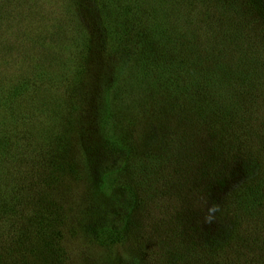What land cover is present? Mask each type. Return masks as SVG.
I'll use <instances>...</instances> for the list:
<instances>
[{
	"label": "rangeland",
	"instance_id": "obj_1",
	"mask_svg": "<svg viewBox=\"0 0 264 264\" xmlns=\"http://www.w3.org/2000/svg\"><path fill=\"white\" fill-rule=\"evenodd\" d=\"M258 16L250 0H0V264H167L158 232L264 230V201L231 188L248 155L264 164ZM210 161L233 180L202 177ZM236 249L231 264L264 258Z\"/></svg>",
	"mask_w": 264,
	"mask_h": 264
},
{
	"label": "trees",
	"instance_id": "obj_2",
	"mask_svg": "<svg viewBox=\"0 0 264 264\" xmlns=\"http://www.w3.org/2000/svg\"><path fill=\"white\" fill-rule=\"evenodd\" d=\"M251 3L254 5L258 17L264 22V0H250ZM160 75H158V80L163 79L164 74L167 71L165 69L160 68ZM183 77V76H181ZM178 82H177V81ZM176 80L170 81L168 80V84H162L159 86L160 89L164 90L167 95L171 96L174 91L172 88L178 87V85L183 82L182 78H177ZM167 85L168 87L166 88ZM182 85V84H181ZM161 91V90H160ZM171 106L174 108V103L170 105L164 104L161 109L162 111H166L167 108ZM166 107V108H165ZM169 109V108H168ZM228 146H222V149L226 151ZM183 150V149H182ZM231 150V148H230ZM214 150H210L209 153H214ZM161 159H164L162 155H158ZM246 162L242 164L241 169V177L235 179L231 188L234 189V196L242 201L243 204H250L253 207H256L257 203L264 201V164H259L258 156H250L246 157ZM167 162L164 160L159 161V164ZM208 164L207 168L203 170L202 177L210 176L206 173L212 172L215 175L218 173L219 175H223V178L226 183H229L233 180L234 177H231L230 180L227 179V173H224V168L218 164L211 163ZM220 166V167H219ZM218 168H222L221 172ZM208 170V171H207ZM207 171V172H206ZM233 176V175H229ZM134 179V178H133ZM131 180V178H130ZM231 192H229L230 194ZM232 194V195H233ZM233 223L239 225L242 222V215H239V211H232L231 212ZM53 223V222H52ZM51 223V224H52ZM50 224V225H51ZM181 226L184 224L180 223ZM186 227V226H185ZM188 227V226H187ZM186 227V228H187ZM232 225H228L227 228L224 230L217 231L216 233L212 234L211 236L205 239L199 238H190L191 234H188V242L187 244H181L179 238L181 237L179 234L173 235L170 237L166 235V232L161 234L160 232L156 231L157 237L160 238L161 236L165 235L164 243L167 245V251L163 254L164 258L167 260V264H231L234 260L231 259V255L227 253V249L232 247H237L236 249V256L238 259L239 255H246L245 250L249 251H264V239L260 237V234H264V230L259 229L256 232H253L251 235L248 233L242 234L239 230L235 233L234 236H230L233 230H235ZM193 227L189 226L188 230H192ZM195 232V230H192ZM172 233V232H171ZM182 233V232H181ZM195 235V234H193ZM192 235V236H193ZM168 237V238H167ZM237 242V243H236ZM233 249V248H232ZM148 255V254H147ZM248 255V253H247ZM233 256V257H234ZM235 259V261H236ZM140 259H137V261ZM136 261V262H137ZM244 264H264V258L255 261L251 259L248 262L244 259Z\"/></svg>",
	"mask_w": 264,
	"mask_h": 264
}]
</instances>
